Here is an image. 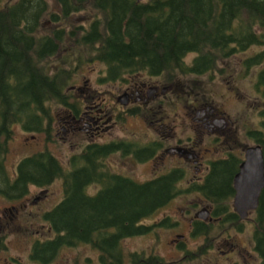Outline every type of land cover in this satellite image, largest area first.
I'll return each instance as SVG.
<instances>
[{"label": "trees", "instance_id": "obj_1", "mask_svg": "<svg viewBox=\"0 0 264 264\" xmlns=\"http://www.w3.org/2000/svg\"><path fill=\"white\" fill-rule=\"evenodd\" d=\"M55 1L59 10L51 9L50 0H0V193L17 198L27 191L29 183L46 184L63 177L66 196L45 217L58 231L65 230L68 240H93L95 236L100 242L110 234V246L106 247L115 251L119 260L118 239L147 231L146 225L137 222L176 194L174 174L146 183H107L106 189L92 196L87 185L98 176L108 175L104 171L98 174L96 167L101 166L99 158L107 150L95 153L90 147L87 157L72 158V170L49 149L22 157L15 177L7 167L14 125L42 130L52 116L50 103L64 101L71 79L64 67L51 72L44 66V60L59 50L65 32L50 28L49 33L39 34L43 19L50 16L56 22L84 9L97 11L89 26L76 35L75 43L85 45L91 56L106 63L107 78L143 68L170 73L178 67L187 69L188 52L246 48L260 42L263 38L253 28L264 25V0ZM263 78L264 70L260 83ZM252 135L264 148V130H254ZM233 167L230 161L218 163L209 184L200 186L217 208L229 207L227 196L222 194L229 187ZM260 209L264 222V190ZM107 228L113 231L107 232ZM259 231L264 255L263 223ZM61 242L62 235L58 234L43 243L42 251L58 250ZM132 260L138 263L140 254L133 253Z\"/></svg>", "mask_w": 264, "mask_h": 264}, {"label": "flooded vegetation", "instance_id": "obj_2", "mask_svg": "<svg viewBox=\"0 0 264 264\" xmlns=\"http://www.w3.org/2000/svg\"><path fill=\"white\" fill-rule=\"evenodd\" d=\"M258 43H264V39H261V42ZM245 49L246 48L238 47L230 50H194L186 54V70L178 67L175 71L170 73L166 71L150 72L148 69L143 68L127 71L120 76H108L107 78L108 66L106 65L103 69L105 73L103 76L104 81H118L123 79L125 82V85L120 86L118 92L112 89L108 91L107 89L103 95L104 91H90L88 85L89 81L87 79L84 80L83 85H72L73 89L80 90V94L78 93V96L74 98L72 95L70 96L66 88L67 95L64 101L57 102L62 106L63 110L54 113L51 108V118L49 120L47 119L45 127L37 132L46 133L47 141H49L51 135L55 134L56 124L58 123L56 136H68L77 132L87 134L89 137L87 142L80 151L72 155L68 165L64 164L62 161L70 170L74 168L73 162H71L72 158L78 155L84 158L87 157V154L90 152V147L92 148V152L94 151L95 153L104 150L108 151L107 154L99 158L101 166H96L97 170H99L98 174L104 171L108 173V175L98 176L87 185L86 189L89 195L97 196L102 190L106 189L105 185L107 183L115 185L116 182L120 180L146 183L170 174H174L172 176L173 183L177 185V192L174 196L179 194L180 184L186 183L189 185L187 190L197 193L202 200L198 205H190L187 207L186 213L184 212V215L189 217V238L195 240L189 243L185 240L186 233H178L176 237H171L170 242L173 245L172 247L183 249L184 251L187 250L186 254H189L190 260L197 259V257L195 258L197 255H206L210 251L218 249L226 253L228 259H231L224 264H264V255L260 250L261 242L259 234L261 223L264 224L260 218L261 195L264 187L260 194L258 206L249 209L245 216L236 209L234 204V197L237 192L235 187L236 174L239 172L242 162L246 159L247 147L260 143L253 137V131L260 129L264 130V125L260 128H250L248 130L249 136L255 140V143L245 146L242 152L238 153L234 150V146L232 145V139L236 136L237 132L236 120L230 114L226 113L224 101L222 99L219 101L220 96L223 94L221 91L217 92L218 87L222 85L219 83L220 77L217 76L219 77V82L215 81L209 86L210 88L207 95L206 92L195 91L193 85H190V83L188 84L189 88H186L185 91L187 95H180L179 92L184 82L180 78L178 72L181 71L180 73L187 74L193 82H195L196 79L194 76L199 73L208 72L210 76L216 75V70L220 72L224 68L223 65L219 64V61L223 59L222 57L231 54H240L244 52ZM191 53L192 56L188 57ZM263 58L264 49H259L254 52H245V56L242 57L245 65L243 64L242 67L251 69L255 66H260L254 78V87L258 93L264 95V78L263 83H260V74L264 70V64L261 65V63H263ZM244 68L240 67V70L244 71ZM231 78L233 79L232 83L229 84V88L233 89L240 97L242 91L240 92L238 89L239 85L237 81H234L237 80V78ZM223 79L225 78L221 76V80ZM225 80L227 84L229 81L227 79ZM167 98L178 100L176 107L172 113L164 112L160 115L157 110L163 112L162 105ZM180 99L184 101L183 104L186 106L184 109L181 108V111H183L182 113L179 110ZM259 112L263 124L264 104L261 107L258 105L257 114H259ZM128 114L137 115L135 118L139 119L141 122L144 120L155 134L151 135L147 129L145 133L142 131H139L137 134L128 132L125 129V120H127L126 117ZM120 127L122 133H115V130ZM233 132H235L234 136ZM45 146L46 148L39 149L38 151L49 149L47 148V142ZM262 149L264 153L263 146ZM115 154L117 158L119 156L129 157L139 162L151 160L156 165V174L149 177H137L119 170L117 169L115 159L112 160L111 165L107 161L109 156ZM226 161L234 163L233 172L229 179V187L227 191L222 194L227 196L229 207L217 208L215 203L210 200L209 196L204 193L200 186L208 185L216 165ZM80 163L83 165L82 162ZM163 163H167V166ZM192 167L196 170V172L194 171V175L193 173L192 175L189 174V169ZM16 173L17 165L13 177L16 176ZM57 179L62 180L64 189L63 197L57 203L59 204L66 196L64 178L61 176L55 177L46 184L29 183L27 191L17 198H8L0 193L11 202L4 207H0V264H27L21 255L6 253L8 247H10L8 241L14 233H17L15 225L16 223H18L16 226L20 224V209L13 202L23 200L24 198L30 199L32 196L34 202L41 201L42 197L47 194L49 186ZM32 185L36 186L33 193H31ZM208 194L211 195L210 192ZM173 197H171L169 201H171ZM168 202L164 205H167ZM56 205H54V207ZM54 207L45 210L43 213L45 218L43 225L46 226L43 230H47L50 234L45 237L41 235L36 236L31 245L29 253L30 259L40 264H53L62 251L59 264H80L77 259H75V262L69 261L68 249L72 252L73 248L87 245L97 251L96 256L92 258L93 262L98 264H122L120 257L119 260L115 258V251L108 250V247H106V245L110 246V234L102 238L100 242L99 240L97 242L95 241V236L93 240H73L71 238L68 240L66 231L63 229L58 231L54 227L52 221L45 217V214ZM161 207L155 209L151 214L144 216L137 222L148 227L147 231L140 234L148 233L156 228L154 222H146V219L152 216ZM233 215H235L236 218ZM157 223L159 225L161 224V222ZM247 223L251 225L254 224V229L251 232L252 240L242 243L239 241H232L234 238L233 230L244 232ZM25 225L30 226L29 223ZM107 229V232L113 231L111 228ZM37 231H39V234L44 235L43 232H40L41 229H37ZM58 234L62 235V242L60 246L57 247L58 250L55 249L53 252H43L42 250L45 248L43 243L46 240L57 237ZM130 236L133 235L121 236L118 239V247L120 248L122 241ZM222 243H226L229 247L226 250L224 247L221 248ZM46 248H48V246ZM15 249L19 250V247L16 246ZM230 252L237 254L238 257L232 260L231 255L228 254ZM144 260V257L141 258V261Z\"/></svg>", "mask_w": 264, "mask_h": 264}, {"label": "rangeland", "instance_id": "obj_3", "mask_svg": "<svg viewBox=\"0 0 264 264\" xmlns=\"http://www.w3.org/2000/svg\"><path fill=\"white\" fill-rule=\"evenodd\" d=\"M50 1L51 9L59 10V8L56 7V1ZM95 13L98 12L92 9H84L82 11L72 13L67 17L63 16L61 20L56 22L53 21L50 16H47L43 19L38 31L39 34H45L49 33L48 29L50 28H61L64 30L65 35L59 50L53 56L46 58L43 63L48 71L51 72H54L60 67L68 69L71 79L67 82L66 88L70 96L72 95L74 98L78 96V93L80 94V90L73 89L72 85H83L84 80L86 79L89 81L88 85L90 91H104L103 95L107 89L108 91L112 89L118 92V90H120V86L125 85L123 79L118 81H104L103 76L105 73L103 69L106 67V63L97 57L91 56V54H89L90 50H88L85 45L75 43V38H78L77 36L81 35V32L84 30V26H89L90 22L93 20L92 17L95 16ZM254 31L260 33L258 35L262 36L264 39V25H255ZM71 32L74 33L70 34ZM259 49H264V43L249 44L245 51L240 54H231L229 56L222 57L223 59L219 61V64L223 65L224 68L220 72L216 70V75L213 76H210L208 72L196 74L194 76V78H196L195 82H193L187 74L180 73L181 71L178 72L180 74V78L184 82V85H182V88L179 90L180 95H187L185 91L186 88H189V83L190 85H193L195 91L206 92L207 95L210 88L209 86L215 81L219 82L220 77L219 83L222 85L218 87L217 92L221 91L223 94L220 96L219 101L221 99L224 101L225 110L227 111L226 113L230 114L236 120L237 132L236 136L232 139V145L234 146V150L238 153H241L245 146L255 143V140L249 136L248 130L250 128L254 129L263 127L261 114L260 112L257 114V110L258 105L261 107L264 104V95L258 93L254 87V78L260 66H255L251 69H245L242 67L243 64L245 65L244 60L242 59V57L245 56V52H254ZM191 56L192 53L188 55V57ZM185 57L187 58V55ZM262 62L263 63H261V65L264 64V58ZM240 67L244 68V71L240 70ZM221 76L229 82L226 84V80H221ZM231 77L237 78V80L234 81H237V84L239 85L238 89L240 92L242 91L240 97L233 89L229 88V84L232 83L233 79ZM177 101L178 100H171L167 98L162 105L163 112H159L158 110L157 112L160 115L164 112L172 113L176 107ZM183 102L184 101L180 99L179 110L181 113L183 112L181 111V108L184 109L186 107ZM50 105L54 113L63 110L62 106L57 102H51ZM135 117H137V115L129 114L126 117L127 120H125V129L128 132L137 134L139 131H142L145 133L147 129L151 135L155 134L152 129L147 126L148 123L144 122V120L141 122ZM57 129L58 123L56 124L55 134L51 135V139L47 141V134L44 132L26 130L20 123L14 125V132L9 140V150L6 156V163L12 176L16 171L18 161H20L23 156L38 151L39 149L46 148V142L48 143L47 148L54 152L60 160L64 162V164L68 165L72 155L75 152L80 151L89 138L87 134L78 132L68 136H56ZM115 133L121 134V127L116 129ZM234 134L235 132H233V136ZM113 159L116 160L117 169L131 175L137 177H149L156 174V165L151 160L147 162H139L134 158L129 157L119 156L117 158L115 154L107 158L110 165ZM164 165L167 166V163ZM194 171L196 172L195 168H190L189 174L192 175L193 173L194 175ZM179 186V194L174 196L167 205L162 206L152 216L146 219V222H154V225L156 226L154 230L149 231L148 233L127 237L122 241L119 251L121 256L120 261L122 264L123 261L124 264H224L231 260L228 259L226 253L218 249L210 251L206 255H197L195 256L197 259L190 260L189 254H186L187 250L184 251L183 249L172 247L173 245L170 242V239L171 237H176L178 233H186L185 240L189 243L195 240L189 238V217L184 215V212L186 213V209L190 205H198L202 202L197 193L189 192V190H187L189 185L183 183ZM35 187L36 186L34 185L31 186V193L34 192ZM63 191L62 180L57 179L49 186L47 194L42 197L41 201L34 202L32 196L30 199L24 198L23 200L13 202L20 209V224L19 226H16L18 223L15 225V228L18 230L15 229L17 233H14V235L11 236L9 240L10 243L8 241L10 247H8L6 253L21 255L27 264H40L29 257L31 245L37 235L45 237L50 234L47 230H43L46 228V226L43 225L45 222L43 213L45 210L54 207V205L62 199ZM9 203H11L10 200L0 194V207H4ZM157 222H161V224L159 225ZM28 223L30 226L25 225ZM37 229H41L40 232H43L44 235L39 234ZM253 229L254 224L251 225L250 223H247V227L244 232H237V230H233L234 238H231L232 241H239L241 243L251 241V232ZM16 246L19 247V250L15 249ZM223 247L226 250L229 246L226 243H222L221 248ZM133 253L140 254V261L138 263L132 260ZM96 254L97 251L87 245H81L77 248H73L72 252L68 249L69 261L75 262V259H77L80 264H98L92 261V258L96 256ZM228 254L231 255L232 260L238 257V255L233 252ZM61 257L62 251L59 257L57 256L58 259L56 258L53 264H59ZM143 257L145 260L141 261V258Z\"/></svg>", "mask_w": 264, "mask_h": 264}, {"label": "water", "instance_id": "obj_4", "mask_svg": "<svg viewBox=\"0 0 264 264\" xmlns=\"http://www.w3.org/2000/svg\"><path fill=\"white\" fill-rule=\"evenodd\" d=\"M235 187V207L245 216L249 209L258 206L264 187V153L260 143L247 147L246 159L235 177Z\"/></svg>", "mask_w": 264, "mask_h": 264}]
</instances>
